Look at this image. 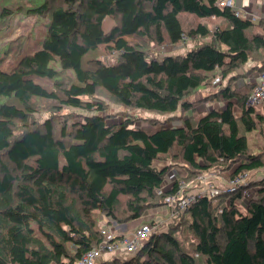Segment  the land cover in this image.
Masks as SVG:
<instances>
[{
    "label": "trees",
    "instance_id": "trees-1",
    "mask_svg": "<svg viewBox=\"0 0 264 264\" xmlns=\"http://www.w3.org/2000/svg\"><path fill=\"white\" fill-rule=\"evenodd\" d=\"M220 2L0 0V32L17 15L48 20L42 48L0 70V264H73L126 237L108 239L103 225L140 221L164 206L173 214L166 199L180 183L166 191L171 167H155L165 156L186 168L183 198L199 192L201 176L254 175L232 194L197 196L168 225L152 221L159 232L134 254L107 252L97 264H264V174L256 180L264 149L254 153L248 139L264 126V113L249 106L252 75L239 74L250 63L252 73L264 68V22L237 17ZM108 17L115 26L106 33ZM156 39L187 51L151 57ZM103 46L117 53L113 64L102 60ZM203 89L210 95L202 104L223 101V108L180 118L179 126L172 116L144 131L131 115L108 113L114 103L186 114ZM66 109L75 112L64 118ZM247 189L254 198L242 208ZM97 214L105 218L100 227Z\"/></svg>",
    "mask_w": 264,
    "mask_h": 264
},
{
    "label": "rangeland",
    "instance_id": "rangeland-1",
    "mask_svg": "<svg viewBox=\"0 0 264 264\" xmlns=\"http://www.w3.org/2000/svg\"><path fill=\"white\" fill-rule=\"evenodd\" d=\"M48 26V20L47 19H42V18H33V17H26V15H17L16 19L11 20L9 22L8 27H6L5 31L0 32V70L3 72H10L17 64V62L24 56L33 54L40 50L42 48L44 36L46 34V28ZM115 26V21L108 17L104 20L103 22V29L106 33H108L113 27ZM129 40H133L130 39ZM134 41V40H133ZM152 49L153 53L150 55L151 57H162L164 55H172V54H181L185 52L183 48L179 49V51H176L175 48L169 46L166 43L161 42L160 40L156 39L154 42H152ZM187 51V48H186ZM100 53L102 54V60L105 63L108 64H113L116 59H117V53L112 52L109 53L106 51V47L103 46L101 48ZM51 66L55 68V63H52ZM254 68V64L250 63L246 67H244L242 70L239 71V74L246 78V76H251V75H258L263 70L258 71L259 73H252V69ZM256 77H252V79H255ZM248 80V79H247ZM218 81V80H217ZM215 82V86L217 87L218 82ZM38 84L43 85L47 88H51V81L45 80V79H37ZM227 84V81L225 82V85ZM237 85L240 87H244V80H239ZM210 92H207L203 89V91H199L193 96H191L189 99L192 101H196L198 104L196 105V108L193 111H189L188 113H176L175 115L171 116H165V115H159L156 113H146V112H140L138 110H131V109H125L120 107L119 105H116L114 103H110V108L108 113L112 115H123L120 114L121 112H124V114L131 115L133 118L137 120V123L133 126L135 128H141L144 131H151L154 130L159 126V124L154 125L156 122H165L169 120V117L175 116L177 117L171 124L172 125H182L183 119L180 118H187L189 116L195 117L197 120H199L201 117L205 115L210 109H222L224 102L223 101H209L207 103L202 104V99L209 97ZM45 111L40 112L37 116L41 120H44L45 118L48 117L47 113H44ZM72 109H66L64 110V118H66V115H70L71 113H74ZM84 115H90L92 113L89 112H81ZM42 114V115H41ZM183 114V115H182ZM157 120V121H156ZM74 120L72 118H69V123L71 124ZM122 121V118L116 119L114 122H119ZM248 139L250 142V147L252 148V151L254 153L259 152L260 150L264 149V126H261L258 128L257 132L250 133L248 134ZM170 166V172L166 178V182L164 185V189L166 191L172 190V187L175 183H180V182H185V178L187 176L186 173V168L183 167L182 165H178L172 162L171 156H165L162 157L160 160L155 162V167L158 169H162L164 167ZM264 174L258 173L256 176V180L264 178L261 175ZM254 175V174H253ZM249 175V179L253 176ZM205 177L202 180H206L208 178H212L215 182L219 181L218 184H225L227 182V175H222L218 177L216 174L211 175V176H201ZM262 177V178H260ZM200 178V179H201ZM249 181V180H248ZM186 185L184 187L189 186V183L185 182ZM250 183V181H249ZM200 185V188H202V185ZM246 185V184H245ZM186 190V189H185ZM161 193V192H159ZM254 193L255 190L253 189H247L243 191V198L239 202L241 204L242 208H245L246 204L251 198H254ZM170 215L171 218V211H167V207L160 208L158 207L157 209H151L147 211L145 216L140 220L136 221L133 223H128V224H116L115 227L121 226L122 232L124 234H127V236L133 235L137 229L136 225L137 224H144L148 225L151 224L152 221H164V224L168 225L167 223L170 221L168 219ZM96 217L98 218V225L100 227V222L104 220L105 218L102 217V215L97 214ZM148 217V218H147ZM189 217V216H186ZM176 221L179 220V218L175 219ZM107 221V219H106ZM170 225V224H169ZM35 227L36 225L33 224ZM162 227V226H161ZM160 227V228H161ZM164 229V228H163ZM118 231V230H117ZM121 233V232H120ZM147 239V238H146ZM144 239V241L146 240Z\"/></svg>",
    "mask_w": 264,
    "mask_h": 264
},
{
    "label": "built area",
    "instance_id": "built-area-1",
    "mask_svg": "<svg viewBox=\"0 0 264 264\" xmlns=\"http://www.w3.org/2000/svg\"><path fill=\"white\" fill-rule=\"evenodd\" d=\"M220 5L222 7L230 8L233 12H235L237 17L242 16L234 0H221ZM184 40L187 41V37H184ZM249 106L257 108L258 110H261L264 113V72L260 73L258 77L255 92L249 99ZM204 178L205 177H202L200 180ZM248 180L250 181L249 175L243 174L239 177H236L234 180L229 181L228 183H226V185H219L210 184L208 178L206 180H203L204 182L201 184L202 188L199 190L198 193L192 194L186 198L182 197V192L187 188L184 187L186 183L180 182L178 192L175 195L170 196L166 199L168 205L174 210L171 216L172 218L177 217L180 212L190 207L196 201L197 196H208L209 198L215 199L223 193L232 194L236 192L241 185L248 184ZM170 221H172V219H170ZM158 226L159 225L152 224H148L145 226L142 225L137 229V231L133 235L124 237V239L120 242L101 244L99 247L93 248L91 251L85 254L82 259L73 264H97L100 261V258L107 252L113 253L117 251H122V254H134L146 241H144V239L148 238L151 234H154L155 232H159ZM109 228L110 227H108L107 225H103V234L108 239H114L116 235L112 234Z\"/></svg>",
    "mask_w": 264,
    "mask_h": 264
},
{
    "label": "crops",
    "instance_id": "crops-1",
    "mask_svg": "<svg viewBox=\"0 0 264 264\" xmlns=\"http://www.w3.org/2000/svg\"><path fill=\"white\" fill-rule=\"evenodd\" d=\"M234 2L236 3L237 8L240 10L242 18L248 19L254 23H259L260 21L264 22V0H234ZM175 49H176V51H179V50H177V48H175ZM183 50L186 51V49H183ZM181 54H185V52H183ZM252 77H256V78L252 79ZM258 77H259V75H257V76L252 75L247 81L251 80L252 82L257 84ZM141 225L142 224H140V225L137 224L135 229H137ZM109 229H110L111 233L116 235V236L117 235L127 236V234H124L122 232V230H125V229H122L121 226H118V227L114 226V227H110Z\"/></svg>",
    "mask_w": 264,
    "mask_h": 264
}]
</instances>
